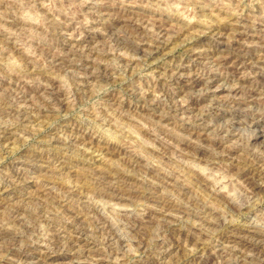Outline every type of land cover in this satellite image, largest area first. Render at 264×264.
Returning <instances> with one entry per match:
<instances>
[{
    "label": "rangeland",
    "instance_id": "rangeland-1",
    "mask_svg": "<svg viewBox=\"0 0 264 264\" xmlns=\"http://www.w3.org/2000/svg\"><path fill=\"white\" fill-rule=\"evenodd\" d=\"M0 116V264H264V0H0Z\"/></svg>",
    "mask_w": 264,
    "mask_h": 264
},
{
    "label": "bare ground",
    "instance_id": "bare-ground-1",
    "mask_svg": "<svg viewBox=\"0 0 264 264\" xmlns=\"http://www.w3.org/2000/svg\"><path fill=\"white\" fill-rule=\"evenodd\" d=\"M50 11V10H49ZM49 13V12H48ZM15 17V16H14ZM122 20V19H121ZM111 21V20H110ZM210 22V21H209ZM51 24V23H50ZM67 24V23H66ZM70 24V23H69ZM17 25V24H16ZM137 25V24H136ZM153 25V24H152ZM156 25V24H155ZM19 26V25H18ZM21 26V25H20ZM180 26V25H179ZM254 26V25H253ZM24 27V26H23ZM56 27H58V26H56ZM62 28V27H61ZM164 28V27H163ZM173 28V27H172ZM21 29V28H20ZM22 29H24V28H22ZM63 29V28H62ZM106 29V28H105ZM151 29V28H150ZM166 29V28H165ZM169 29V28H168ZM177 29V28H176ZM201 29V28H200ZM255 29V28H254ZM55 30V29H54ZM110 31V30H109ZM182 31V30H181ZM256 31V30H255ZM141 32V31H140ZM193 32V31H192ZM219 32V31H218ZM168 33V32H167ZM184 33V32H183ZM220 33V32H219ZM144 34V33H143ZM176 34V33H175ZM157 35V34H156ZM155 35V36H156ZM169 35V34H168ZM198 35V34H197ZM52 36H54V35H52ZM133 37V36H132ZM214 37V36H213ZM212 37V38H213ZM4 38V37H3ZM58 38V37H57ZM157 38V37H156ZM168 38V37H167ZM59 39V38H58ZM5 40V39H4ZM126 40V39H125ZM133 40V39H132ZM159 40V39H158ZM174 40V39H173ZM54 41V40H53ZM130 41V40H129ZM61 42V41H60ZM123 42V41H122ZM136 42V41H135ZM139 42V41H138ZM137 42V43H138ZM167 42V41H166ZM6 44V43H5ZM211 45V44H210ZM153 47V46H152ZM161 47V46H160ZM163 47V46H162ZM245 47V46H244ZM50 48H51V46H50ZM130 48V47H129ZM214 48V47H213ZM59 49V48H58ZM144 49V48H143ZM204 49V48H203ZM243 49V48H242ZM246 49V48H245ZM134 50V49H133ZM153 50V49H152ZM206 50V49H205ZM59 51H60V49H59ZM75 51V50H74ZM82 51V50H81ZM132 51V50H131ZM52 52V51H51ZM70 52V51H69ZM88 52V51H87ZM90 52V51H89ZM96 52V51H95ZM130 52V51H129ZM67 53V52H66ZM145 53V52H144ZM138 54V53H137ZM52 55V54H51ZM60 55V54H59ZM135 55V54H134ZM45 56V55H44ZM53 56V55H52ZM58 56V55H57ZM261 57V56H260ZM55 59V58H54ZM250 59V58H249ZM258 59V58H257ZM65 60H66V58H65ZM93 60V59H92ZM59 61V60H58ZM27 62V61H26ZM64 62V61H63ZM62 62V63H63ZM215 62V61H214ZM28 63V62H27ZM219 65V64H218ZM47 66V65H46ZM54 66V65H53ZM87 66V65H86ZM53 69V68H52ZM102 69V68H101ZM99 70V69H98ZM174 71V70H173ZM80 72V71H79ZM103 72V71H102ZM206 72V71H205ZM262 72V71H261ZM41 73V72H40ZM257 73V72H256ZM111 74V73H110ZM176 74V73H175ZM174 75V74H173ZM115 77V76H114ZM2 78V77H1ZM113 78V77H112ZM260 78V77H259ZM100 79V78H99ZM102 79V78H101ZM207 79V78H206ZM47 81V80H46ZM49 81V80H48ZM228 81V80H227ZM179 82V81H178ZM222 82V81H221ZM205 83V82H204ZM214 83V82H213ZM10 84V83H9ZM168 84V83H167ZM201 84V83H200ZM21 85V84H20ZM175 85V84H174ZM239 85V84H238ZM193 86V85H192ZM244 86V85H243ZM58 87V86H57ZM163 87H165V86H163ZM20 88V87H19ZM51 88V87H50ZM147 88V87H146ZM153 88V87H152ZM246 88V87H245ZM3 89H4V87H3ZM197 89V88H196ZM2 90V89H1ZM7 90V89H6ZM27 90V89H26ZM153 90V89H152ZM151 90V91H152ZM181 90V89H180ZM190 90V89H189ZM76 91V90H75ZM163 91V90H162ZM190 91H192V90H190ZM259 91V90H258ZM2 92V91H1ZM26 92V91H25ZM201 92V91H200ZM16 93V92H15ZM60 93V92H59ZM203 93H204V91H203ZM243 94V93H242ZM14 95V94H13ZM38 95V94H37ZM44 95V94H43ZM187 95V94H186ZM253 95H254V93H253ZM3 96V95H2ZM16 96V95H15ZM36 96V95H35ZM49 96V95H48ZM29 97V96H28ZM47 97V96H46ZM152 97V96H151ZM18 98H20V97H18ZM164 98V97H163ZM185 98V97H184ZM4 99V98H3ZM12 99V98H11ZM14 99V98H13ZM31 99V98H30ZM61 99V98H60ZM152 99V98H151ZM189 99V98H188ZM212 99V98H211ZM17 100V99H16ZM25 100V99H24ZM153 100V99H152ZM168 100V99H167ZM172 100H173V98H172ZM177 100V99H176ZM44 101V100H43ZM184 101V100H183ZM160 102V101H159ZM204 102V101H203ZM207 102V101H206ZM209 102V101H208ZM2 103V102H1ZM173 103V102H172ZM176 103V102H175ZM253 103V102H252ZM8 104V103H7ZM46 104V103H45ZM5 105V104H4ZM168 105V104H167ZM166 105V106H167ZM2 106V105H1ZM7 106V105H6ZM241 106V105H240ZM35 107V106H34ZM162 107H163V105H162ZM236 107V106H235ZM244 107V106H243ZM15 108V107H14ZM32 108V107H31ZM40 108V107H39ZM45 108V107H44ZM171 108V107H170ZM178 108V107H177ZM1 109H3V108H1ZM32 111V110H31ZM166 111V110H165ZM1 112H3V110H1ZM247 112V111H246ZM11 113V112H10ZM9 113V114H10ZM35 113V112H34ZM2 114V113H1ZM8 114V115H9ZM31 114V113H30ZM36 114V113H35ZM167 114V113H166ZM165 114V115H166ZM33 115V114H32ZM163 115V114H162ZM2 116V115H1ZM0 116V117H1ZM190 116V115H189ZM199 116V115H198ZM247 116V115H246ZM13 117V116H12ZM2 118V117H1ZM160 118V117H159ZM188 118V117H187ZM17 119V118H16ZM227 119V118H226ZM238 120V119H237ZM197 121V120H196ZM18 122V121H17ZM252 122V121H251ZM198 123V122H197ZM3 125V124H2ZM23 126V125H22ZM245 127V126H244ZM159 128V127H158ZM163 128V127H162ZM230 128V127H229ZM250 129V128H249ZM252 129V128H251ZM3 130V129H2ZM154 130V129H153ZM226 130V129H225ZM228 130V129H227ZM225 132V131H224ZM236 132V131H235ZM163 133V132H162ZM199 133H201V132H199ZM224 134V133H223ZM228 134V133H227ZM231 134V133H230ZM217 135V134H216ZM61 137V136H60ZM207 137V136H206ZM217 137V136H216ZM219 137V136H218ZM223 137V136H222ZM239 137V136H238ZM237 138V137H236ZM247 138V137H246ZM238 139V138H237ZM236 139V140H237ZM264 139V138H263ZM203 140V139H202ZM89 142V141H88ZM96 142V141H95ZM216 142V141H215ZM248 142V141H247ZM246 142V143H247ZM262 142V141H261ZM264 142V141H263ZM55 144V143H54ZM218 146V145H217ZM96 147V146H95ZM195 147V146H194ZM216 147V146H215ZM243 148V147H242ZM79 149V148H78ZM198 149V148H197ZM204 149V148H203ZM87 150V149H86ZM99 150V149H98ZM237 150V149H236ZM208 151V150H207ZM245 151V150H244ZM85 152V151H84ZM239 153V152H238ZM123 154V153H122ZM86 157V156H85ZM127 157V156H126ZM44 158V157H43ZM131 158V157H130ZM255 160V159H254ZM253 160V161H254ZM261 160H262V158H261ZM126 161V160H125ZM134 161V160H133ZM73 163V162H72ZM124 163H126V162H124ZM30 164V163H29ZM124 165H126V164H124ZM134 165V164H133ZM260 165V164H259ZM21 166V165H20ZM130 166V165H129ZM243 166V165H242ZM111 167V166H110ZM132 167V166H131ZM240 167V166H239ZM116 168V167H115ZM242 168V167H241ZM258 168V167H257ZM237 169V168H236ZM244 169V168H243ZM13 170V169H12ZM238 170V169H237ZM259 170V169H258ZM100 171V170H99ZM124 171V170H123ZM250 171V170H249ZM263 171V170H262ZM115 172V171H114ZM162 173V172H161ZM253 173V172H252ZM80 174V173H79ZM107 174V173H106ZM9 175V174H8ZM113 175V174H112ZM121 175V174H120ZM172 175V174H171ZM261 175V174H260ZM95 176H97V175H95ZM99 176V175H98ZM102 176V175H101ZM161 176V175H160ZM5 177V176H4ZM18 177V176H17ZM106 177V176H105ZM157 177V176H156ZM179 177H181V176H179ZM253 177V176H252ZM251 177V178H252ZM9 178V177H8ZM89 178V177H88ZM255 178H256V176H255ZM11 179V178H10ZM17 179V178H16ZM24 179V178H23ZM45 179V178H44ZM175 179V178H174ZM180 179V178H179ZM21 180V179H20ZM47 180V179H46ZM98 180V179H97ZM123 180V179H122ZM145 180V179H144ZM166 180V179H165ZM200 180V179H199ZM24 181V180H23ZM92 180H90V182H91ZM252 181V180H251ZM84 182V181H83ZM99 182V181H98ZM127 182V181H126ZM134 182V181H133ZM145 182V181H144ZM155 182V181H154ZM11 183V182H10ZM85 183V182H84ZM96 183V182H95ZM132 183V182H131ZM171 183V182H170ZM183 183V182H182ZM20 184V183H19ZM45 184V183H44ZM48 184V183H47ZM125 184V183H124ZM143 184V183H142ZM17 185V184H16ZM92 185V184H91ZM134 185V184H133ZM139 185V184H138ZM152 185V184H151ZM165 185V184H164ZM44 186V185H43ZM93 186V185H92ZM96 186V185H95ZM102 186V185H101ZM123 186V185H122ZM185 186V185H184ZM258 186V185H257ZM51 187V186H50ZM55 187V186H54ZM63 187V186H62ZM78 187V186H77ZM144 187V186H143ZM170 187V186H169ZM5 188V187H4ZM58 188V187H57ZM117 188V187H116ZM38 189V188H37ZM97 189V188H96ZM110 189V188H109ZM108 189V190H109ZM131 189V188H130ZM72 190V189H71ZM100 190H101V188H100ZM132 190V189H131ZM153 190V189H152ZM165 190V189H164ZM67 191V190H66ZM178 191V190H177ZM188 191V190H187ZM59 192V191H58ZM69 192V191H68ZM101 192H103V191H101ZM117 192V191H116ZM150 192V191H149ZM165 192V191H164ZM184 192H185V190H184ZM90 193V192H89ZM112 193H114V192H112ZM155 193H156V191H155ZM175 193V192H174ZM99 194V193H98ZM103 194V193H102ZM118 194V193H117ZM141 194V193H140ZM166 194V193H165ZM177 194V193H176ZM179 194V193H178ZM63 195V194H62ZM79 195V194H78ZM108 195V194H107ZM171 195V194H170ZM43 196V195H42ZM85 196V195H84ZM92 196V195H91ZM109 196V195H108ZM189 196V195H188ZM192 196V195H191ZM215 196V195H214ZM64 197V196H63ZM106 197V196H105ZM121 197V196H120ZM147 197V196H146ZM158 197V196H157ZM187 197V196H186ZM223 197V196H222ZM56 198V197H55ZM101 198V197H100ZM153 198V197H152ZM42 199V198H41ZM40 199V200H41ZM73 199V198H72ZM97 199H99V198H97ZM120 199V198H119ZM188 199V198H187ZM190 199V198H189ZM31 200V199H30ZM50 200V199H49ZM68 200V199H67ZM86 200V199H85ZM111 200V199H110ZM140 200V199H139ZM169 200V199H168ZM194 200H195V198H194ZM202 200V199H201ZM32 201V200H31ZM59 201V200H58ZM83 201V200H82ZM155 201V200H154ZM215 201V200H214ZM34 202H36V201H34ZM33 202V203H34ZM48 202V201H47ZM46 202V203H47ZM182 202V201H181ZM227 202V201H226ZM74 203V202H73ZM76 203V202H75ZM85 203V202H84ZM198 203V202H197ZM224 203V202H223ZM44 204V203H43ZM52 204V203H51ZM173 204V203H172ZM178 204V203H177ZM226 204V203H225ZM224 204V205H225ZM40 205V204H39ZM39 205H38V207H39ZM42 205V204H41ZM47 205V204H46ZM191 205V204H190ZM193 205V204H192ZM18 206V205H17ZM48 206V205H47ZM50 206V205H49ZM52 206V205H51ZM50 206V207H51ZM72 206V205H71ZM85 206V205H84ZM200 206V205H199ZM206 206V205H205ZM28 207H30L31 208V206H27L26 208L24 207V209H27ZM32 207H34V204H33V206ZM38 207H35L36 208V210H37V208ZM40 207H42V206H40ZM44 207V206H43ZM163 207V206H162ZM17 208V207H16ZM20 208H22V207H20ZM46 208V207H45ZM54 209H55V207H53ZM88 208V207H87ZM99 208V207H98ZM185 208V207H184ZM10 209V208H9ZM8 209V210H9ZM14 209H15V207H14ZM19 209V208H18ZM29 209V208H28ZM46 209H48V208H46ZM50 209V208H49ZM52 209V208H51ZM194 209V208H193ZM12 210V209H11ZM39 210V209H38ZM41 210H42V208H41ZM67 210V209H66ZM69 210V209H68ZM185 210V209H184ZM13 211V210H12ZM26 211V210H25ZM30 211V210H29ZM31 211H33V208H32V210ZM35 211V210H34ZM51 211V210H50ZM82 211V210H81ZM84 211V210H83ZM11 212V211H10ZM14 212V211H13ZM23 212V216H24V211H22ZM47 212H49V210L47 211ZM54 212V211H53ZM80 212V211H79ZM169 212V211H168ZM181 212V211H180ZM200 212V211H199ZM212 212V211H211ZM218 212V211H217ZM2 213H4V212H2ZM15 213V212H14ZM34 214H35V212H33ZM44 213V212H43ZM52 213V212H51ZM50 213V214H51ZM69 213V212H68ZM83 213V212H82ZM81 213V214H82ZM87 213H89V212H87ZM91 213V212H90ZM214 213V212H213ZM12 214V213H11ZM10 213H9V215H11ZM16 214V213H15ZM14 214V215H15ZM27 215H29V217L30 218H32L33 220H36L37 218H35V216L31 213V212H29L28 213V211H27V213H26ZM47 215L49 214V213H46ZM70 214V213H69ZM97 214V213H96ZM201 214V213H200ZM199 214V215H200ZM40 215V214H39ZM68 215V214H67ZM76 215H77V213H76ZM205 215V214H204ZM26 216V215H25ZM24 216V217H25ZM38 216V215H37ZM36 216V217H37ZM73 216H74V214H73ZM127 216V215H126ZM222 216V215H221ZM22 217V216H21ZM27 217V216H26ZM49 217V216H48ZM55 217H57V216H55ZM66 217V216H65ZM87 217V216H86ZM97 217V216H96ZM105 217V216H104ZM132 217V216H131ZM152 217V216H151ZM198 217V216H197ZM210 217V216H209ZM208 217V218H209ZM10 218H12V217H10ZM19 218V217H18ZM40 218V217H39ZM43 218V217H42ZM47 218V217H46ZM58 218V217H57ZM72 218V217H71ZM149 218V217H148ZM200 218V217H199ZM1 219V218H0ZM3 219V218H2ZM26 219V218H25ZM31 219V220H32ZM49 219H50V217H49ZM52 219V218H51ZM56 219V218H55ZM78 219V218H77ZM81 219H83V218H81ZM90 219V218H89ZM151 219V218H150ZM30 220V221H31ZM38 220V219H37ZM40 220V219H39ZM53 220H54V217H53ZM52 220V221H53ZM84 220V219H83ZM85 220H86V218H85ZM154 220V219H153ZM7 220H5V222H6ZM26 221V220H25ZM52 221H50V222H52ZM56 221V220H55ZM54 221V222H55ZM67 221V220H66ZM77 221V220H76ZM3 222V221H2ZM11 222V221H10ZM21 222V221H20ZM59 222V221H58ZM78 222H79V220H78ZM80 222H81V220H80ZM79 222V223H80ZM84 222V221H83ZM82 222V223H83ZM86 222V221H85ZM84 222V223H85ZM88 222V221H87ZM89 222H90V220H89ZM103 222V221H102ZM105 222V221H104ZM146 222V221H145ZM148 222V221H147ZM206 222V221H205ZM204 222V223H205ZM0 223H1V221H0ZM8 223V222H7ZM34 223V222H33ZM44 223H46V222H44ZM56 223H57V221H56ZM97 223V222H96ZM110 223V222H109ZM222 223V222H221ZM16 224V223H15ZM22 224V223H21ZM50 224V223H49ZM54 224V223H53ZM59 224V223H58ZM3 225V224H2ZM7 225V224H6ZM23 225V224H22ZM37 225V224H36ZM59 225H61V224H59ZM82 225H84V224H82ZM28 226V225H27ZM32 226V225H31ZM57 226V225H56ZM79 226V225H78ZM104 226V225H103ZM24 227H26V226H24ZM40 227H41V225H40ZM50 227V226H49ZM76 227V226H75ZM212 227V226H211ZM8 228V227H7ZM64 228V227H63ZM74 228V227H73ZM77 228H79V227H77ZM83 228H86V227H83ZM214 228V227H213ZM213 228H212V230H213ZM217 228V227H216ZM3 229V228H2ZM20 229V228H19ZM23 229V228H22ZM28 229V228H27ZM32 229V228H31ZM46 229V228H45ZM61 229V228H60ZM70 229H72V228H70ZM79 229H81V227L79 228ZM78 229V230H79ZM106 229V228H105ZM218 229V228H217ZM64 230V229H63ZM82 230V229H81ZM80 230V231H81ZM111 230V229H110ZM208 230V229H207ZM9 231V230H8ZM8 231H2L1 229H0V236H7L8 237V235H10V233L8 232ZM19 231V230H18ZM70 231H72V230H70ZM82 231H85L84 229L82 230ZM81 231V232H82ZM150 231V230H149ZM236 231V230H235ZM12 232V231H11ZM16 232V231H15ZM23 232H26V231H23ZM42 232V231H41ZM79 232V231H78ZM14 233V232H13ZM109 233V232H108ZM118 233V232H117ZM210 233V232H209ZM236 233V232H235ZM17 234V233H16ZM107 234V233H106ZM110 234V233H109ZM19 235V234H18ZM17 235V236H18ZM65 235V234H64ZM86 235V234H85ZM84 235V236H85ZM89 235V234H88ZM92 235H94V234H92ZM96 235V234H95ZM238 235V234H237ZM246 235V234H245ZM244 235V236H245ZM16 235H15V237H17ZM22 236V235H21ZM21 236H20V238H21ZM25 236H27V235H25ZM30 236V235H29ZM235 236H236V234H235ZM6 237V239H8ZM14 236L12 237L13 239L15 238ZM19 237V236H18ZM86 237V236H85ZM110 237V236H109ZM5 238V237H4ZM4 238H3V240H4ZM9 238H10V236H9ZM30 238V237H29ZM22 239V238H21ZM31 239V238H30ZM197 239V238H196ZM16 240V239H15ZM14 240V241H15ZM18 240V239H17ZM57 240H59V239H57ZM203 240V239H202ZM250 240V239H249ZM13 241V242H14ZM20 241V240H19ZM24 241V240H23ZM36 241V240H35ZM97 241V240H96ZM247 241V240H246ZM11 242H12V240H11ZM115 242V241H114ZM17 243H19V242H17ZM22 244L24 243V242H21ZM26 243V242H25ZM35 243V242H34ZM54 243V242H53ZM69 243V242H68ZM193 243V242H192ZM195 243V242H194ZM27 244V243H26ZM107 244V243H106ZM117 244V243H116ZM242 244V243H241ZM19 245V244H18ZM52 245H54V244H52ZM211 245V244H210ZM248 245V244H247ZM5 246V245H4ZM23 246H24V244H23ZM85 246V245H84ZM92 246V245H91ZM117 246V245H116ZM3 247V246H2ZM49 247V246H48ZM51 247H53V246H51ZM63 247V246H62ZM103 247V246H102ZM121 247V246H120ZM119 247V248H120ZM245 247V246H244ZM90 248V247H89ZM104 248V247H103ZM65 249H67V248H65ZM196 249V248H195ZM248 249V248H247ZM4 250V249H3ZM54 250V249H53ZM80 250V249H79ZM78 249H77V251H79ZM84 250V249H83ZM87 250V249H86ZM115 251H117V250H115ZM206 251H207V249H206ZM2 252V251H1ZM4 252V251H3ZM119 252V251H118ZM260 252V251H259ZM86 253V252H85ZM101 253V252H100ZM107 253V252H106ZM104 254V253H103ZM260 254V253H259ZM116 255V254H115ZM22 256V255H21ZM37 256V255H36ZM235 256V255H234ZM16 257V256H15ZM20 257V256H19ZM85 257V256H84ZM228 257H230V256H228ZM38 258V257H37ZM15 259V258H14ZM21 259V258H20ZM90 259V258H89ZM231 259V258H230ZM232 259H234V258H232ZM237 259V258H236ZM18 260H19V258H18ZM21 261V260H20ZM25 261V260H24ZM29 261H31V260H29ZM106 261V260H105ZM239 261V260H238ZM22 262V261H21ZM28 262V261H27ZM231 262V261H230ZM248 262H250V261H248ZM26 263V262H25ZM30 263V262H29ZM100 263V262H99ZM255 263V262H254ZM41 264V263H40ZM102 264V263H101Z\"/></svg>",
    "mask_w": 264,
    "mask_h": 264
}]
</instances>
